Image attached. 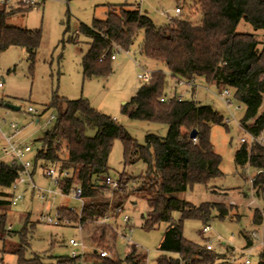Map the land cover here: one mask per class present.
I'll use <instances>...</instances> for the list:
<instances>
[{"label":"trees","instance_id":"trees-1","mask_svg":"<svg viewBox=\"0 0 264 264\" xmlns=\"http://www.w3.org/2000/svg\"><path fill=\"white\" fill-rule=\"evenodd\" d=\"M131 6L112 5L105 19L94 20L92 44L82 60L86 77L110 76L114 72L111 56L115 44L128 50L143 30L142 52L164 62L174 76L187 80L204 77L220 88L234 89L236 97L245 105L241 125L253 133L264 132V41H259L254 33L237 30L241 20L264 29V0H193L189 7L195 10L194 14L181 11L164 26H158L150 15ZM178 6L183 9L182 5ZM33 7L24 3L10 6L0 3V51L11 46L23 47L34 62L41 44V30L10 23L13 16ZM167 85L166 72L155 70L149 80L141 83L131 101L124 105V111L132 118L168 125L165 136L148 133L144 144L139 143L113 116L92 106L88 99L55 97L51 105L58 109L57 121L53 129L45 132L35 161L41 160L44 164L60 162V169L71 171V175L61 182L64 193L77 186L83 189L86 202L80 214L61 205L57 208L60 217H68L76 223L80 219H98L122 205V202L115 203L106 196L116 194L131 180L126 173L123 174L118 179L119 188H111L105 180L109 175L108 159L114 140L120 138L126 165L139 160L147 164V170L139 177L141 181L131 188L133 192L147 194L146 227L152 228L161 222L167 224L160 244L163 253L158 258L159 264H227L226 253L207 249L204 244L186 238L183 230L186 219L203 222L214 216L236 219L231 211L233 206L216 201L195 204L181 195L196 184H205L214 191L216 186L211 182L224 174L222 157L210 137L212 125L225 124L224 117L211 104L196 99L175 96L162 100L167 95ZM194 128L200 138L197 144L190 137ZM89 129H94L95 135H88ZM62 147L66 148L67 157L61 156ZM259 151H250L242 143L235 154L237 166L250 164L263 168L264 148L260 147ZM22 170L19 163L0 160V208L12 204L14 193L11 187ZM252 186L254 194L264 195V173L253 177ZM175 212L179 213L178 218L174 216ZM5 216L0 213L3 230L6 228ZM253 222L257 225L264 223L263 212L258 208L254 211ZM107 229V225L102 226L95 240L103 242ZM25 230L21 233L24 243ZM112 233L115 242L118 235ZM243 235L245 247L252 246L253 237L245 231ZM107 248V256L92 251L88 260L95 264H144L145 255L136 244L130 246L124 259L114 252L113 245ZM166 252H175L178 256H169ZM60 261L78 262L69 256ZM238 264L245 262L241 260ZM257 264H264V246Z\"/></svg>","mask_w":264,"mask_h":264},{"label":"rangeland","instance_id":"rangeland-1","mask_svg":"<svg viewBox=\"0 0 264 264\" xmlns=\"http://www.w3.org/2000/svg\"><path fill=\"white\" fill-rule=\"evenodd\" d=\"M192 1L38 0V5L10 19V23L24 28L40 29L42 38L34 62L23 47L11 46L0 51V78L4 80L0 86V119L16 121L20 125L21 131L15 139L31 145L32 150L23 158L32 161L30 171L33 172L32 175L25 173L26 180L19 185L23 197L16 204L0 208V213L6 215L5 230L0 226V264H80L76 261H60L69 256V239L74 237H84L88 244L106 249L113 245L114 252L123 259L130 246L136 244L145 255L144 264H159L158 258L163 253L160 244L167 224L161 222L152 228L146 227L144 215L149 210L147 194L133 192L131 188L141 181L139 177L147 170V164L139 160L126 165L120 138L114 140L108 159V174L118 180L126 173L131 180L116 194L106 196L115 203L122 202L117 207H123L121 211H115L114 221L119 225V235L115 242L108 226L103 242L95 240L104 226L98 222L88 221L80 231L77 227L79 220L76 223L63 217L69 222L59 224L42 220L43 215H55L61 205L80 214L86 199L76 197L74 187L69 193H62L55 177L45 174L49 165L59 167L60 162L44 164L41 160L35 161L45 132L53 129L57 121L58 109L51 105L55 97L62 100L88 99L92 106L123 124L141 144L146 142L148 133L165 136L168 132L166 123L132 118L124 111V105L131 101L144 81L138 74L144 70L153 72L158 69H163L167 74L168 96L182 95L183 99H196L211 104L224 117L225 123L213 124L210 132L214 148L222 157L221 169L224 173L211 182L216 186L215 190L211 191L205 184H196L181 195L195 204L216 201L232 205L231 211L236 219L216 216L208 222L186 219L184 236L200 244L210 239L218 249L226 247L221 243L224 240L228 249H244V256L250 258L251 264L258 263L263 246L264 223L255 224L253 215L256 208L264 215V195L258 196L253 191L251 180L257 175V168L250 164L237 166L235 161L236 150L242 144L241 137L246 134L241 126L245 105L236 97L235 90L230 89L231 103L227 105L219 97L224 87L220 88L204 77H198L196 85L192 86L186 78L174 76L164 62L152 59L141 51L143 30L128 50L116 52V59L112 60L114 72L110 76L86 77L83 72L82 60L92 44L91 28L94 20L105 19L112 5L131 4V7H138L150 15L158 26H164L177 15L178 5H182V12L186 10L194 14L195 10L189 7ZM116 8L120 9L119 6ZM237 30L254 33L259 41H264V29H257L250 22L241 20ZM8 103L20 109L10 107ZM29 106L37 112H29ZM95 132L94 129L87 131L91 136ZM3 141V133L0 132V160L11 163L12 157L3 150ZM61 156L67 157L65 147H62ZM33 183L37 188H56L58 192L47 200H40L36 195L37 189L33 190ZM125 214L130 217L127 224L122 220ZM174 216L178 218L179 213L175 212ZM206 223L210 230L203 233ZM24 228L28 230H25L26 243L22 242L21 237ZM244 231L254 239L250 247H245ZM166 253L178 256L175 252Z\"/></svg>","mask_w":264,"mask_h":264},{"label":"built area","instance_id":"built-area-1","mask_svg":"<svg viewBox=\"0 0 264 264\" xmlns=\"http://www.w3.org/2000/svg\"><path fill=\"white\" fill-rule=\"evenodd\" d=\"M0 3L6 4L7 6H10L12 4L16 3H24L27 5H32L36 6L39 4L38 0H0ZM181 8L179 6L176 7V12L177 14L181 13ZM119 50H125L122 48L120 45L115 44V51L113 55L111 56L112 59L116 58V52ZM152 72H149L147 70H144L143 72L139 73L138 76L144 81H147L150 79ZM196 80H187V83L190 85L194 86ZM4 83L3 78H0V86H2ZM231 88L225 87L223 88L222 91L219 92V97L224 100L227 105L231 103ZM171 97L175 96H163L162 100L169 99ZM178 99H183L182 95L176 96ZM29 112H34L36 113L37 111L32 107H28ZM4 122V123H2ZM4 125H7L9 128V131L4 130ZM242 126V125H241ZM243 127V126H242ZM246 131V134L241 137V142L245 143L250 151L252 149H255L257 153H260L259 149L264 148V132L262 133H253L243 127ZM21 131L20 125L16 121H8L5 118H3V121L0 119V132L3 133V138H4V145H3V150L6 154H9L12 157V163H19L20 165L23 166V170L21 171L19 177L13 182L11 190L13 191L14 195L12 197V204H16V202L23 197L22 192L19 191V185L23 182H25V173L33 174V172L30 171V168L32 167V161L31 160H24V156L26 153L30 152L32 150L31 145L29 144H24L21 141L15 139V136ZM200 138L195 137L193 138V141L195 144L199 142ZM258 173H264V167L263 168H257ZM46 175H49L51 177H55L57 185L59 186L60 190L61 189V182L64 180V178L69 177L71 175V171L68 169H60L57 166L49 165V167L45 171ZM106 183L111 187V188H119V182L116 179H113L110 175H107L105 177ZM252 181V180H251ZM33 190L37 189L36 195L39 197L40 200H47L50 198L51 195H56L58 190L56 188H37L36 185L33 183L32 184ZM254 191V190H253ZM62 193H64L62 191ZM74 194L76 197L82 198L83 199V189L81 186H77L74 188ZM123 207H115L113 211L107 213L104 217L98 218V219H93V220H86L82 221L81 219L78 221L77 227L79 228L80 231L84 229V225L88 221L92 222H98L104 225H107L110 227L112 232H115L117 235H119V225L115 224V211L117 210L118 212L121 211ZM130 217L125 214L123 215V223H128ZM42 220L48 222V223H64L69 222L68 219H64L63 217H60L58 210L56 211L55 215L54 214H49V215H43ZM11 228V226L9 227ZM210 230V226L206 224L203 227L202 232H208ZM69 245L71 246V251L69 254V258L71 259H76L80 264H95L94 261H89V253L92 251L98 252L102 256H107L109 254V251L106 248H103L99 245H90L85 241L84 237L81 238H70L69 239ZM204 245L206 246L207 249L210 250H216L219 253H226V263L227 264H238L241 260H244L245 264H251L250 258L241 256V253H245L244 249H227L226 247L224 249H218L215 244L210 240V239H205ZM226 246V244H225ZM244 257V258H243Z\"/></svg>","mask_w":264,"mask_h":264},{"label":"water","instance_id":"water-1","mask_svg":"<svg viewBox=\"0 0 264 264\" xmlns=\"http://www.w3.org/2000/svg\"><path fill=\"white\" fill-rule=\"evenodd\" d=\"M8 105H9L10 107H12V108L20 109V107L17 106V105H15V104L8 103ZM48 131H49V130H47L46 133H47ZM197 136H198V130L194 128V129L191 131V133H190V137H191V138H195V137H197ZM221 243L224 244V245L226 244V242H225L224 240H221Z\"/></svg>","mask_w":264,"mask_h":264},{"label":"crops","instance_id":"crops-1","mask_svg":"<svg viewBox=\"0 0 264 264\" xmlns=\"http://www.w3.org/2000/svg\"><path fill=\"white\" fill-rule=\"evenodd\" d=\"M116 59V58H115ZM6 126V127H5ZM4 126V130H6L7 132L9 131V128L7 127V125H5ZM3 145H4V141H3ZM11 163H12V161H11ZM224 245V244H223ZM262 245L264 246V241H263V243H262ZM263 246H262V248H263ZM229 248V246H227L226 245V250ZM262 250V249H261Z\"/></svg>","mask_w":264,"mask_h":264}]
</instances>
